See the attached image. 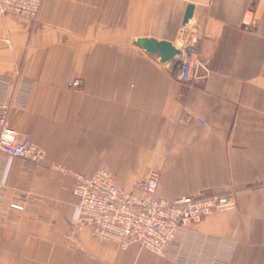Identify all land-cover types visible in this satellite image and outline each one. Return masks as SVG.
<instances>
[{
    "label": "crops",
    "instance_id": "1",
    "mask_svg": "<svg viewBox=\"0 0 264 264\" xmlns=\"http://www.w3.org/2000/svg\"><path fill=\"white\" fill-rule=\"evenodd\" d=\"M138 38L191 47L202 78L178 81ZM21 87L8 125L45 157L0 158V264H264V0H44L35 21L0 16V100ZM52 165L107 167L124 189L156 173L157 197L231 193L236 208L167 256L122 250L73 227L72 180ZM16 191L27 212L7 208Z\"/></svg>",
    "mask_w": 264,
    "mask_h": 264
},
{
    "label": "built area",
    "instance_id": "2",
    "mask_svg": "<svg viewBox=\"0 0 264 264\" xmlns=\"http://www.w3.org/2000/svg\"><path fill=\"white\" fill-rule=\"evenodd\" d=\"M43 1L0 0V16L35 21ZM3 41L9 44L8 40ZM190 49H182L181 57L173 62L175 77L182 83L202 78L198 75L202 64L197 53ZM80 86L79 80L68 84L72 89ZM28 95L29 90L21 87L10 99L3 97L0 100V158H17L32 168L44 159L45 151L7 122L13 104L26 101ZM51 169L72 180L71 194L75 198L73 227L87 230L97 244L112 243L122 250L137 246L155 255L167 256L168 249L177 246V238L186 236L205 217L236 208L231 193L215 196L196 193L174 199L157 197L156 173L134 180L130 189H124L107 167H100L91 175H81L59 165H52ZM29 205L28 196L16 191L7 208L24 213Z\"/></svg>",
    "mask_w": 264,
    "mask_h": 264
},
{
    "label": "water",
    "instance_id": "3",
    "mask_svg": "<svg viewBox=\"0 0 264 264\" xmlns=\"http://www.w3.org/2000/svg\"><path fill=\"white\" fill-rule=\"evenodd\" d=\"M192 15L193 6L189 4L187 5L183 16L181 29H184L188 25ZM180 34L183 35V30L180 31ZM133 43L147 54L154 56L162 64L176 62L182 55L181 47H177L164 40H156L154 38H138L135 39ZM199 74L200 73H198V75Z\"/></svg>",
    "mask_w": 264,
    "mask_h": 264
},
{
    "label": "rangeland",
    "instance_id": "4",
    "mask_svg": "<svg viewBox=\"0 0 264 264\" xmlns=\"http://www.w3.org/2000/svg\"><path fill=\"white\" fill-rule=\"evenodd\" d=\"M75 80H78V79H75ZM10 112V111H9ZM7 117H8V115H7Z\"/></svg>",
    "mask_w": 264,
    "mask_h": 264
}]
</instances>
